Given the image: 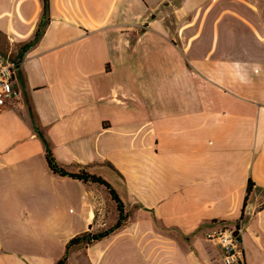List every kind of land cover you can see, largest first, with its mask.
Listing matches in <instances>:
<instances>
[{"label":"crops","instance_id":"1","mask_svg":"<svg viewBox=\"0 0 264 264\" xmlns=\"http://www.w3.org/2000/svg\"><path fill=\"white\" fill-rule=\"evenodd\" d=\"M0 0L16 55L0 109V264H220L206 233L243 227L264 264V0ZM251 189L248 194V184ZM247 196V199H246Z\"/></svg>","mask_w":264,"mask_h":264},{"label":"trees","instance_id":"2","mask_svg":"<svg viewBox=\"0 0 264 264\" xmlns=\"http://www.w3.org/2000/svg\"><path fill=\"white\" fill-rule=\"evenodd\" d=\"M49 10H50L49 0H43V15H42L40 24L38 26V29L35 33L34 38L21 47L19 54H18L19 60L22 59L26 51L29 48H31L36 42H38V40L41 38L44 32V29L49 22ZM41 137L43 139V142L46 148V159L52 171H54L55 173L61 176H70L72 178L79 179L86 183H94V184L104 186L106 190L109 192L113 202L117 205L118 212H119L118 220L112 227L104 231L98 232V233L87 232L82 235L75 236L74 238L69 240V242L67 243L66 252L64 256L61 259H59L56 263V264H67L72 249H75L78 246H88L92 244L93 242L108 236L109 234H111L113 231L120 228L124 224V222L127 219V213L125 212L124 203L122 199L120 198L117 190L104 177L91 173L86 170H80L78 172L68 171L65 167L59 164V162L56 160L48 141L43 137L42 134H41ZM251 183L252 182L250 180L248 184V194L251 189ZM246 199H247V196H246Z\"/></svg>","mask_w":264,"mask_h":264},{"label":"built area","instance_id":"3","mask_svg":"<svg viewBox=\"0 0 264 264\" xmlns=\"http://www.w3.org/2000/svg\"><path fill=\"white\" fill-rule=\"evenodd\" d=\"M16 66L15 60L0 54V109L14 95ZM206 239L218 249L220 264H247L241 223L212 228L206 233Z\"/></svg>","mask_w":264,"mask_h":264},{"label":"rangeland","instance_id":"4","mask_svg":"<svg viewBox=\"0 0 264 264\" xmlns=\"http://www.w3.org/2000/svg\"><path fill=\"white\" fill-rule=\"evenodd\" d=\"M0 54L3 55V56H8V57H10L13 60H15V58H16V55L14 53H12L10 55H6V54H2V53H0ZM75 261H76V259L74 258L73 261L71 262V264H75Z\"/></svg>","mask_w":264,"mask_h":264}]
</instances>
